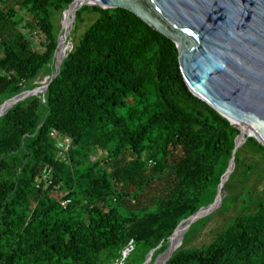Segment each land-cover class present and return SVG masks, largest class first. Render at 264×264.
Listing matches in <instances>:
<instances>
[{"label":"trees","instance_id":"obj_1","mask_svg":"<svg viewBox=\"0 0 264 264\" xmlns=\"http://www.w3.org/2000/svg\"><path fill=\"white\" fill-rule=\"evenodd\" d=\"M73 2L0 0V107L55 74L54 20ZM71 42L45 97L0 118V264H121L133 247L143 262L154 251L153 264L179 225L216 200L241 132L192 93L176 44L133 13L83 6ZM54 130L71 140L68 152ZM242 155L264 164L254 138L236 165ZM46 169L61 198L37 189ZM183 246L166 264H264V206L205 249Z\"/></svg>","mask_w":264,"mask_h":264},{"label":"water","instance_id":"obj_2","mask_svg":"<svg viewBox=\"0 0 264 264\" xmlns=\"http://www.w3.org/2000/svg\"><path fill=\"white\" fill-rule=\"evenodd\" d=\"M83 6L124 9L176 44L183 78L199 99L240 130L236 147L213 205L183 221L170 238L168 249L153 264H166L182 246L191 225L210 214L223 201L222 191L235 170V155L249 138L264 146V0H86ZM70 6L69 10L74 5ZM68 10V11H69ZM66 11L63 15L65 19ZM62 27L58 49L61 50ZM72 31L65 32L68 38ZM55 52L56 72L49 82L15 96L0 107V118L18 103L47 93L61 71ZM232 119L242 123L247 132ZM254 132L255 135L250 134ZM243 142L240 143V139ZM183 230L178 247L172 240ZM154 251L145 264H151Z\"/></svg>","mask_w":264,"mask_h":264},{"label":"rangeland","instance_id":"obj_3","mask_svg":"<svg viewBox=\"0 0 264 264\" xmlns=\"http://www.w3.org/2000/svg\"><path fill=\"white\" fill-rule=\"evenodd\" d=\"M63 21L61 17H58V19L56 17L54 20V33H61ZM89 24H91V21L88 17L83 22H78L77 30L72 36L71 41H79L90 26ZM38 37L40 39V36ZM44 39V36H42L40 40ZM70 50H72V42L68 51ZM254 160H257L258 163L254 164L247 155L241 156V161L236 165L234 172L227 181L228 184L222 197V203L210 214L193 223L186 232L183 246L185 251L209 247L216 241L219 235L228 230L238 217L258 208L261 204L264 206V164L260 163L262 161L260 156ZM53 196L61 198V195L55 192ZM141 255L142 250L133 247L127 259V256L125 257L124 255L125 258L122 259L121 264H145L150 254L147 256L145 262L141 260Z\"/></svg>","mask_w":264,"mask_h":264},{"label":"bare ground","instance_id":"obj_4","mask_svg":"<svg viewBox=\"0 0 264 264\" xmlns=\"http://www.w3.org/2000/svg\"><path fill=\"white\" fill-rule=\"evenodd\" d=\"M86 3L89 4L90 2H88L86 0H75V3L72 6V8L66 13L65 19L63 21L64 31H63V34H62V38L60 40V42H61V50L58 52V55H57L59 61H62L63 57L66 55L67 51L69 50V46H70V44H68V42L65 40L64 34H65L66 31L67 32L72 31V29L74 27V24H73V21H72L73 15L76 14V11H77V9L80 6H82V5L86 4ZM232 121L235 124H237L238 126H240L244 132H247L245 126L242 123H240L239 121H236L234 119H232ZM250 134L255 135L256 137H258L257 134L254 133V132H251ZM239 141H240V143H242L243 142V138H241ZM182 233H183V230H180L177 233V235L173 238V240H172V248H176V247L179 246V244L181 242V238H182Z\"/></svg>","mask_w":264,"mask_h":264},{"label":"built area","instance_id":"obj_5","mask_svg":"<svg viewBox=\"0 0 264 264\" xmlns=\"http://www.w3.org/2000/svg\"><path fill=\"white\" fill-rule=\"evenodd\" d=\"M51 136L54 138L58 148L61 151L68 152L71 147V140L69 138L62 137L59 133H57L55 130L51 132ZM54 181H53V171L51 169H46L42 176L36 181V187L37 189L44 188H51L54 187ZM56 189L57 193V187H54ZM69 204H71V200H64L62 201V206L67 207ZM128 252V251H127ZM127 252H125V256L127 255Z\"/></svg>","mask_w":264,"mask_h":264}]
</instances>
